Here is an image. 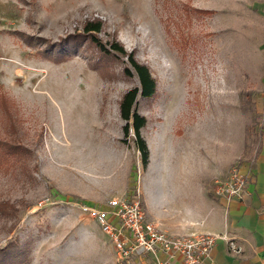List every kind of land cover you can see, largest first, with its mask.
Here are the masks:
<instances>
[{
	"label": "rangeland",
	"instance_id": "374dc122",
	"mask_svg": "<svg viewBox=\"0 0 264 264\" xmlns=\"http://www.w3.org/2000/svg\"><path fill=\"white\" fill-rule=\"evenodd\" d=\"M90 20L157 80L136 105L147 166L120 114L127 56L70 42ZM263 106L264 0H0V139L22 147L0 158V250L26 257L0 264H156L121 258L88 207L138 198L180 232L183 198L218 196L254 155Z\"/></svg>",
	"mask_w": 264,
	"mask_h": 264
},
{
	"label": "built area",
	"instance_id": "2783aa9c",
	"mask_svg": "<svg viewBox=\"0 0 264 264\" xmlns=\"http://www.w3.org/2000/svg\"><path fill=\"white\" fill-rule=\"evenodd\" d=\"M250 179L249 170L234 167L228 178L218 184L215 192L228 202L243 198ZM87 210L111 237L123 259L150 254L156 264H210L212 249L219 238L228 240L233 250L240 251L226 233H168L147 219L138 198L110 199L107 208L92 206Z\"/></svg>",
	"mask_w": 264,
	"mask_h": 264
},
{
	"label": "crops",
	"instance_id": "0c3cea01",
	"mask_svg": "<svg viewBox=\"0 0 264 264\" xmlns=\"http://www.w3.org/2000/svg\"><path fill=\"white\" fill-rule=\"evenodd\" d=\"M241 167L251 173L243 198L228 202L216 196L197 201L189 196L183 198L184 205L179 208L181 231L176 234L226 233L240 248L235 251L228 240L217 239L210 264H264V126L254 155Z\"/></svg>",
	"mask_w": 264,
	"mask_h": 264
},
{
	"label": "trees",
	"instance_id": "16d2710c",
	"mask_svg": "<svg viewBox=\"0 0 264 264\" xmlns=\"http://www.w3.org/2000/svg\"><path fill=\"white\" fill-rule=\"evenodd\" d=\"M210 12V10H205ZM102 30V22L100 20H90L87 21L84 25V32L74 36L71 39V43L76 41L81 37H88L90 42L93 43L102 55L116 56L113 51L121 55H126L128 58V64L125 68V72L129 75H133V71L137 74L140 84L134 86L123 94L120 100V114L125 120L123 126L124 132L126 135L130 133V130L133 129L135 135V142L137 149L140 152L141 160L144 166H147L150 160V149L146 139L143 137L141 129L146 125L147 119L144 115L140 114L137 109V98L139 95H142L146 98L152 97L157 91V80L152 75V72L149 66L145 63L138 61L135 57L133 51L127 52L123 47L122 43L114 41L111 43V48L106 47L105 44L98 37V33ZM72 36V35H71ZM22 147L16 143H13L8 140L0 139V158L6 157L9 153H17ZM19 247H11L9 249L0 250V257H8L11 259L12 263L21 262L22 258L25 257Z\"/></svg>",
	"mask_w": 264,
	"mask_h": 264
}]
</instances>
